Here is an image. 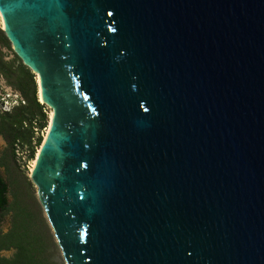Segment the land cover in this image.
<instances>
[{
	"label": "water",
	"instance_id": "1",
	"mask_svg": "<svg viewBox=\"0 0 264 264\" xmlns=\"http://www.w3.org/2000/svg\"><path fill=\"white\" fill-rule=\"evenodd\" d=\"M54 111L31 180L66 264H264V0H0Z\"/></svg>",
	"mask_w": 264,
	"mask_h": 264
},
{
	"label": "trees",
	"instance_id": "2",
	"mask_svg": "<svg viewBox=\"0 0 264 264\" xmlns=\"http://www.w3.org/2000/svg\"><path fill=\"white\" fill-rule=\"evenodd\" d=\"M0 77L19 95L10 112L0 108V136L8 144L0 158L8 178L0 172V224L12 215V227L0 230V252L14 251L11 258L0 257V264H66L53 230L31 190L32 182L23 174L18 153H28L29 161L36 159L49 125L48 107L41 104L37 76L24 65L13 50L0 25ZM12 191L14 200L9 201Z\"/></svg>",
	"mask_w": 264,
	"mask_h": 264
},
{
	"label": "rangeland",
	"instance_id": "3",
	"mask_svg": "<svg viewBox=\"0 0 264 264\" xmlns=\"http://www.w3.org/2000/svg\"><path fill=\"white\" fill-rule=\"evenodd\" d=\"M18 98H19V95L15 94L11 90V88L7 85L6 81L3 78L0 77V108L3 111H4L3 108H5L8 111L9 110L11 111L13 109V107L15 106V104H16L15 101H17ZM11 100H15V101L12 102ZM51 112H52V110H50V109L47 112L48 117H49V124H50V114H51ZM48 128H49V125H48ZM48 128L45 130V132L43 134V140H45ZM7 148H8L7 142L5 141V139L2 136H0V158H2V156L6 152ZM17 153H18V156H17L18 157V161L20 163L21 170H22L23 174L27 175L29 177V179L31 180V178H30L31 177V170H32V164H33L34 160L31 161V162L28 160L29 159L28 153H21L20 151L17 152ZM0 172H1V174L3 175V177L5 179L8 178L7 170H6L5 167H2L0 169ZM31 182H32V180H31ZM31 190L33 191L34 195L37 197V199L39 201L38 190H37V188H36V186L34 185L33 182H32ZM13 200H14V197H13L12 191L10 190L9 201L13 202ZM39 203H40V201H39ZM11 227H12V215H8V216H6L3 219L2 223L0 224V230L3 231V232H8L11 229ZM13 255H14L13 251L0 252V257L11 258V257H13Z\"/></svg>",
	"mask_w": 264,
	"mask_h": 264
},
{
	"label": "bare ground",
	"instance_id": "4",
	"mask_svg": "<svg viewBox=\"0 0 264 264\" xmlns=\"http://www.w3.org/2000/svg\"><path fill=\"white\" fill-rule=\"evenodd\" d=\"M0 25H1V27H2L3 29L5 28V22H4V19H3L2 16L0 17ZM37 78H38L37 80H38V87H39V99H40V102H43L41 80H40V77H39V76H38ZM43 103H44V102H43ZM4 111H5V112H10V111H8V110H6V109H4ZM53 119H54V111H52L51 114H50V124H49V128H48V130H47V135H46V137H45V140H44V142H43L42 147L44 146L46 140L48 139L49 133H50V131H51V127H52ZM42 147L38 150V153H37L36 159L34 160V162H33V164H32L31 175H32V173L34 172V169L36 168L37 161H38V158H39V156H40V153H41V149H42Z\"/></svg>",
	"mask_w": 264,
	"mask_h": 264
},
{
	"label": "flooded vegetation",
	"instance_id": "5",
	"mask_svg": "<svg viewBox=\"0 0 264 264\" xmlns=\"http://www.w3.org/2000/svg\"><path fill=\"white\" fill-rule=\"evenodd\" d=\"M38 79V78H37ZM37 82H38V80H37ZM5 233H7V232H5ZM14 252V251H13Z\"/></svg>",
	"mask_w": 264,
	"mask_h": 264
},
{
	"label": "built area",
	"instance_id": "6",
	"mask_svg": "<svg viewBox=\"0 0 264 264\" xmlns=\"http://www.w3.org/2000/svg\"><path fill=\"white\" fill-rule=\"evenodd\" d=\"M3 109H5V108H3ZM10 111V110H9Z\"/></svg>",
	"mask_w": 264,
	"mask_h": 264
}]
</instances>
